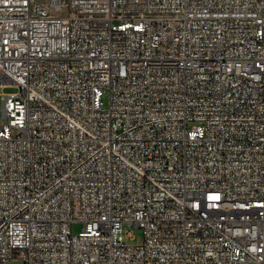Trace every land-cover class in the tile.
I'll return each mask as SVG.
<instances>
[{
	"label": "built area",
	"instance_id": "built-area-1",
	"mask_svg": "<svg viewBox=\"0 0 264 264\" xmlns=\"http://www.w3.org/2000/svg\"><path fill=\"white\" fill-rule=\"evenodd\" d=\"M0 84V264H264V0H0Z\"/></svg>",
	"mask_w": 264,
	"mask_h": 264
},
{
	"label": "rangeland",
	"instance_id": "rangeland-1",
	"mask_svg": "<svg viewBox=\"0 0 264 264\" xmlns=\"http://www.w3.org/2000/svg\"><path fill=\"white\" fill-rule=\"evenodd\" d=\"M17 91V87L15 86H6L3 87L2 84H0V93L2 92H15ZM104 100H105V104H107L108 102V95L105 94L104 96ZM0 101H1V97H0ZM73 232L75 234L79 233L82 229H83V224L78 222V223H74L73 226ZM133 239H127L128 243L130 245H142L144 243V230L141 227H134L133 228ZM7 264H23V262L21 260H9L7 262Z\"/></svg>",
	"mask_w": 264,
	"mask_h": 264
}]
</instances>
